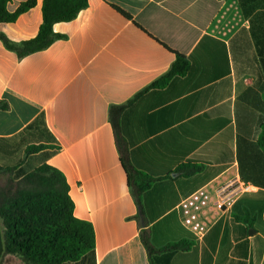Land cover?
<instances>
[{
    "label": "crops",
    "instance_id": "0c3cea01",
    "mask_svg": "<svg viewBox=\"0 0 264 264\" xmlns=\"http://www.w3.org/2000/svg\"><path fill=\"white\" fill-rule=\"evenodd\" d=\"M11 1L13 12L25 0ZM42 1L0 33L35 38ZM53 31L65 38L22 59L0 42V166L64 175L74 217L95 233L93 253L65 264H264V0H88ZM172 52L188 73L143 93ZM130 100L120 134L132 168L154 180L137 197L109 123ZM143 232L155 250L191 248L150 257Z\"/></svg>",
    "mask_w": 264,
    "mask_h": 264
},
{
    "label": "trees",
    "instance_id": "16d2710c",
    "mask_svg": "<svg viewBox=\"0 0 264 264\" xmlns=\"http://www.w3.org/2000/svg\"><path fill=\"white\" fill-rule=\"evenodd\" d=\"M11 0H0V24H13L33 9L37 0H25L13 12L8 10ZM88 5V0H43L42 23L35 38L13 42L0 33V42L5 49L19 59L46 50L56 40L65 38L54 33L57 23L71 22ZM112 8L123 17L130 15L116 6ZM175 60L161 77L143 90L147 92L162 89L175 77L185 76L190 68L186 56L172 52ZM140 94L135 96L136 99ZM133 99V100H134ZM133 100L109 109V123L113 130L119 158L128 176V183L135 197L145 192L154 181L136 172L130 165L128 151L120 134V119ZM8 104L0 100V111H7ZM27 129H32L30 125ZM264 148V134L260 139ZM49 147L44 144L29 145L25 158ZM200 167L183 166L178 172L190 177ZM74 205L69 196V186L64 175L57 169L42 164L25 172L21 166H0V257L18 256L23 264H65L74 263L93 253L95 233L90 223L74 217ZM141 240L152 257L158 252L187 251L188 242L170 244L162 250H155L149 243L146 232Z\"/></svg>",
    "mask_w": 264,
    "mask_h": 264
}]
</instances>
